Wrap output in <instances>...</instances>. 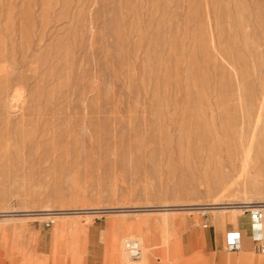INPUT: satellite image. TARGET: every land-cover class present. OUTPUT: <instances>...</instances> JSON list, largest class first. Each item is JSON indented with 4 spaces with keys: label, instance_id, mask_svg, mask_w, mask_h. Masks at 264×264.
<instances>
[{
    "label": "rangeland",
    "instance_id": "1",
    "mask_svg": "<svg viewBox=\"0 0 264 264\" xmlns=\"http://www.w3.org/2000/svg\"><path fill=\"white\" fill-rule=\"evenodd\" d=\"M248 202L264 0H0V264H264Z\"/></svg>",
    "mask_w": 264,
    "mask_h": 264
},
{
    "label": "built area",
    "instance_id": "2",
    "mask_svg": "<svg viewBox=\"0 0 264 264\" xmlns=\"http://www.w3.org/2000/svg\"><path fill=\"white\" fill-rule=\"evenodd\" d=\"M244 210L248 216L249 235L251 239L252 248L257 253H264V205H257L256 203H243ZM251 204V205H250ZM207 224L204 223V227ZM224 248L229 252H237L243 249V235L240 230H230L225 234ZM131 257H137L140 251L135 249Z\"/></svg>",
    "mask_w": 264,
    "mask_h": 264
},
{
    "label": "bare ground",
    "instance_id": "3",
    "mask_svg": "<svg viewBox=\"0 0 264 264\" xmlns=\"http://www.w3.org/2000/svg\"><path fill=\"white\" fill-rule=\"evenodd\" d=\"M228 203V202H227ZM229 203H231V202H229ZM248 203H251V202H248ZM212 204V203H211ZM257 205H264V203L263 202H261V203H256ZM237 205V204H236ZM239 205V204H238ZM242 205V209H243V211H245L244 210V204H241ZM251 205V204H250ZM213 206H215V205H213ZM218 206V205H217ZM237 207H240V206H237ZM216 208V207H215ZM215 208H213V209H215ZM223 208H231V209H237L236 207L234 208V207H226V206H224L223 207V205H222V207H219V209H223ZM209 209V208H208ZM239 210V209H238ZM263 234H264V221H263ZM124 247L125 248H127V249H129L130 251H128L130 254H133L134 252H132L133 250H135V249H137V250H139L140 251V246H139V240L137 239V238H133V237H127V238H125L124 239Z\"/></svg>",
    "mask_w": 264,
    "mask_h": 264
},
{
    "label": "crops",
    "instance_id": "4",
    "mask_svg": "<svg viewBox=\"0 0 264 264\" xmlns=\"http://www.w3.org/2000/svg\"><path fill=\"white\" fill-rule=\"evenodd\" d=\"M241 232V231H240ZM241 234H242V232H241ZM243 247H244V242H243Z\"/></svg>",
    "mask_w": 264,
    "mask_h": 264
}]
</instances>
